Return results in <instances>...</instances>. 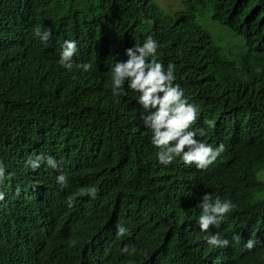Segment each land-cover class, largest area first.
Here are the masks:
<instances>
[{
    "label": "clouds",
    "instance_id": "1",
    "mask_svg": "<svg viewBox=\"0 0 264 264\" xmlns=\"http://www.w3.org/2000/svg\"><path fill=\"white\" fill-rule=\"evenodd\" d=\"M42 1L0 0V45L34 26ZM223 17L232 27L217 24L242 39L223 52L238 68L245 46L247 56L264 42V20L249 4ZM35 35V68L81 90L107 86L116 115L145 134L154 162L139 166L120 155L107 170L91 130L44 121L42 94L31 88L11 99L19 75L0 65V116L9 120L0 126V247L14 233L0 264H145V240L165 234L200 264H264V247L250 239L260 231L250 208L264 200V169L254 172L226 156L212 129L219 118L206 119L198 90L160 60L155 33L136 39L109 24L73 19L53 32L37 27ZM250 90L264 116V73ZM26 106L39 128L25 131L20 123ZM155 168H172L175 176L163 203L147 206L131 189Z\"/></svg>",
    "mask_w": 264,
    "mask_h": 264
},
{
    "label": "trees",
    "instance_id": "2",
    "mask_svg": "<svg viewBox=\"0 0 264 264\" xmlns=\"http://www.w3.org/2000/svg\"><path fill=\"white\" fill-rule=\"evenodd\" d=\"M237 4H249L254 7L257 17L264 20V0H182L181 9L171 12L172 7H167L169 13L164 12L155 0H64L63 3L43 0L34 26L21 31L18 37L14 36L18 40L0 45V65L19 75L17 86L8 95L12 99L31 88L42 94L37 101L41 109L48 111L41 114L44 121L53 118L72 127L91 130L97 140L100 160L107 170L114 166L120 155L129 156L139 166L152 164L153 152L145 134L116 115L107 86L81 90L65 79H46L35 68L33 60L39 58L35 52L41 42L35 35L37 27L41 32L45 29L53 32L64 22L80 19L98 28L109 24L136 39L146 32H154L160 60L166 65H175V70H180L181 76L186 78L187 85L198 90L206 119L215 121L219 118L212 129L225 143L226 156L260 172L264 169V116L256 111L257 101L250 86L264 73V42L247 56L250 45H246L238 68H235L208 29L196 23L197 17L206 12L212 22L232 27L222 18L236 10ZM43 56L49 58L46 50ZM26 111L28 113L24 112L26 115L20 118L25 131L39 128L40 122L30 114L32 110L28 106ZM8 123L9 120L0 116L1 127ZM174 176L172 168L151 169V174L143 175L144 179L131 192L147 206L161 205ZM250 213L253 225L260 230L255 235V230L251 231L250 239L260 249L264 247V200L252 203ZM13 238V232L5 235L0 247L3 255L9 254L8 247ZM145 253V264H200L202 261L192 250L173 245L166 234L164 240L158 235L147 238Z\"/></svg>",
    "mask_w": 264,
    "mask_h": 264
},
{
    "label": "rangeland",
    "instance_id": "3",
    "mask_svg": "<svg viewBox=\"0 0 264 264\" xmlns=\"http://www.w3.org/2000/svg\"><path fill=\"white\" fill-rule=\"evenodd\" d=\"M180 1L182 0H158L160 7L163 9L164 12L169 13L165 7H172L170 9L171 12H175L179 9H181L180 6ZM208 13H203L202 15L197 17V21L206 27L210 34L211 37H213L215 43L221 48V50L226 53L229 47L238 45L242 42V39L236 35H234L230 30H228L225 27H222L216 23H213L210 21ZM208 20L211 24V26L208 28L205 25V21ZM258 178L260 180L263 179L262 175L259 174ZM263 197H264V192H263Z\"/></svg>",
    "mask_w": 264,
    "mask_h": 264
},
{
    "label": "bare ground",
    "instance_id": "4",
    "mask_svg": "<svg viewBox=\"0 0 264 264\" xmlns=\"http://www.w3.org/2000/svg\"><path fill=\"white\" fill-rule=\"evenodd\" d=\"M13 235H14V233H13Z\"/></svg>",
    "mask_w": 264,
    "mask_h": 264
}]
</instances>
